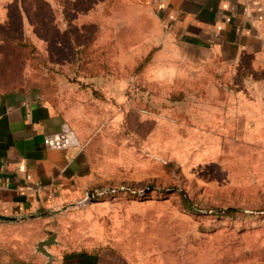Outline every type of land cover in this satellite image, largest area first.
I'll list each match as a JSON object with an SVG mask.
<instances>
[{
    "label": "rangeland",
    "instance_id": "rangeland-1",
    "mask_svg": "<svg viewBox=\"0 0 264 264\" xmlns=\"http://www.w3.org/2000/svg\"><path fill=\"white\" fill-rule=\"evenodd\" d=\"M154 29L130 0H0V93L38 89L106 176L54 231L129 264H264V113L236 127L215 84L137 69Z\"/></svg>",
    "mask_w": 264,
    "mask_h": 264
},
{
    "label": "crops",
    "instance_id": "crops-1",
    "mask_svg": "<svg viewBox=\"0 0 264 264\" xmlns=\"http://www.w3.org/2000/svg\"><path fill=\"white\" fill-rule=\"evenodd\" d=\"M130 1L156 22L153 43L136 49L151 55L144 70L170 74L164 83L215 84L217 107L232 110L236 127L237 116L264 113V0ZM69 122L38 89L0 93V216L15 219L0 221V264H129L110 249L67 251L57 234L50 261L35 250L55 233L53 217L106 182L75 129L76 147L46 146Z\"/></svg>",
    "mask_w": 264,
    "mask_h": 264
},
{
    "label": "built area",
    "instance_id": "built-area-1",
    "mask_svg": "<svg viewBox=\"0 0 264 264\" xmlns=\"http://www.w3.org/2000/svg\"><path fill=\"white\" fill-rule=\"evenodd\" d=\"M45 144L49 149L63 150L71 146L76 147V140L72 137L69 130H64L47 136L45 138ZM86 197H88V195Z\"/></svg>",
    "mask_w": 264,
    "mask_h": 264
},
{
    "label": "water",
    "instance_id": "water-1",
    "mask_svg": "<svg viewBox=\"0 0 264 264\" xmlns=\"http://www.w3.org/2000/svg\"><path fill=\"white\" fill-rule=\"evenodd\" d=\"M92 197L91 194H88V198ZM14 218L9 217H3L0 216V221H14ZM57 243L56 241V233L51 234L48 238L39 241L36 245L35 250L45 256L49 261L52 259L51 254L47 251V248L55 245Z\"/></svg>",
    "mask_w": 264,
    "mask_h": 264
},
{
    "label": "trees",
    "instance_id": "trees-1",
    "mask_svg": "<svg viewBox=\"0 0 264 264\" xmlns=\"http://www.w3.org/2000/svg\"><path fill=\"white\" fill-rule=\"evenodd\" d=\"M149 55L146 57V58H144L141 62H139V64H138V67H136L137 69H141V68H143L147 63H148V61H149ZM172 95V96H175V95H173V93H169V95ZM176 98H177V96H175ZM175 97H172L173 98V100H176V98ZM230 210H226V211H217L218 213L219 212H229ZM216 212V213H217ZM121 254V253H120Z\"/></svg>",
    "mask_w": 264,
    "mask_h": 264
}]
</instances>
